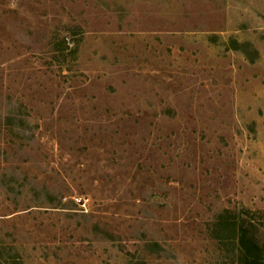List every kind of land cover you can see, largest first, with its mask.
I'll return each mask as SVG.
<instances>
[{
    "label": "rangeland",
    "instance_id": "374dc122",
    "mask_svg": "<svg viewBox=\"0 0 264 264\" xmlns=\"http://www.w3.org/2000/svg\"><path fill=\"white\" fill-rule=\"evenodd\" d=\"M229 221L264 243V0H0V264H242Z\"/></svg>",
    "mask_w": 264,
    "mask_h": 264
},
{
    "label": "trees",
    "instance_id": "16d2710c",
    "mask_svg": "<svg viewBox=\"0 0 264 264\" xmlns=\"http://www.w3.org/2000/svg\"><path fill=\"white\" fill-rule=\"evenodd\" d=\"M222 220L218 219L217 225L222 224ZM227 227L233 230V237L237 238V252L241 257L242 264H264V243L262 244L258 236L252 232L256 229L255 223L244 221L240 224L239 233L237 234L235 222L229 221ZM158 245V243H155Z\"/></svg>",
    "mask_w": 264,
    "mask_h": 264
}]
</instances>
